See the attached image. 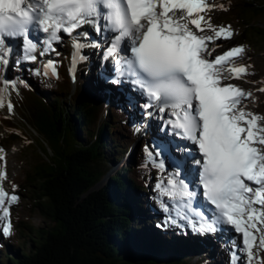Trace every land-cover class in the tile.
Instances as JSON below:
<instances>
[{
    "label": "snow or ice",
    "instance_id": "1",
    "mask_svg": "<svg viewBox=\"0 0 264 264\" xmlns=\"http://www.w3.org/2000/svg\"><path fill=\"white\" fill-rule=\"evenodd\" d=\"M217 7L227 10L209 0H0V71L36 61L41 43L44 55L65 34L74 40L75 66L88 46L81 30L91 26L103 35L111 83L127 84L135 93L129 104L145 119L158 117L165 134L144 149L145 166L157 169L155 199L165 224L202 235L232 233L231 264H245V256L254 264V248L264 250V227H258L264 226V114L246 110L242 102L252 93L228 82L248 75V66H236L245 47L213 57L216 42L234 36L230 25L212 22ZM101 45L97 39L94 46ZM50 72L58 75L52 61L43 74ZM18 86L0 79V107ZM17 201L0 184V207ZM10 230L9 223L2 234Z\"/></svg>",
    "mask_w": 264,
    "mask_h": 264
},
{
    "label": "trees",
    "instance_id": "2",
    "mask_svg": "<svg viewBox=\"0 0 264 264\" xmlns=\"http://www.w3.org/2000/svg\"><path fill=\"white\" fill-rule=\"evenodd\" d=\"M234 3L229 1L231 20L243 29V42L264 45V0ZM62 61L58 78L42 83L37 82L40 74L21 67L26 80L16 88L20 118L0 110V127L6 131L0 144L11 148L27 140L45 155L24 179H9L8 186L11 192L27 190L34 207L50 219L35 229L26 218H15V233L23 242L16 253L10 240L5 243L0 264H217L224 246H218L215 258L211 246L190 245L183 238L178 247L171 246L174 234L164 238L148 230L147 219L141 217L149 203L154 204L153 187L147 183L153 167L145 166L146 142L112 175L105 167L121 161L138 142L134 109L112 107V96L93 82L85 63L73 85L68 76L71 65ZM138 216L143 227L132 224Z\"/></svg>",
    "mask_w": 264,
    "mask_h": 264
},
{
    "label": "rangeland",
    "instance_id": "3",
    "mask_svg": "<svg viewBox=\"0 0 264 264\" xmlns=\"http://www.w3.org/2000/svg\"><path fill=\"white\" fill-rule=\"evenodd\" d=\"M229 1L231 0H209L210 3H214L216 5H224L225 9L223 10L220 8H214L209 15L212 17V22L215 25H230L231 29L234 32V36L232 37L231 40L229 41H224V40H218L216 43L219 45V47H215V50L213 52V57L215 55L222 54L224 51L229 50L232 47L235 46H240L243 45L245 47V52L243 53L242 57H240L237 61V65H245L248 66V75L244 76L241 79H230L228 82L233 83L244 89L245 91H250L252 93L251 97H248L245 99L242 103L245 107L246 110L252 111L258 114H264V91H259V89L264 88V45H261V43L255 41V44L253 42H248L245 41L243 42L242 38L244 35L243 29H240L238 25H236L232 20H231V15H230V10H229ZM236 4L238 0H234ZM241 4H244L245 2H254V0H239ZM264 21V19H262ZM194 27V26H193ZM67 42V43H66ZM72 44L70 43L69 39L63 40L61 43H58L55 45L54 50L51 51V55L54 52L56 57L58 58V63L61 64V60L66 59L65 61L69 64L72 65V63L69 60L70 54L72 52ZM69 55V56H68ZM60 57V58H59ZM66 57V58H65ZM43 58L37 59L35 64L30 65V68L34 71L35 69H40V77H39V82H43L46 78H49L50 81H55L58 77H55V75H47L45 76L44 73V61H42ZM111 64V61H109ZM90 62L88 67H90ZM18 65H15L13 63L12 68L10 71L12 73H9L10 79L9 81H17L20 82L23 80L24 74L20 73V76L16 75L17 67ZM59 66V65H58ZM77 66V63H76ZM91 69V67H90ZM43 70V71H42ZM89 70V68H88ZM14 71V73H13ZM70 71V72H69ZM68 71V75L70 76L73 85L76 82V78L74 77V68L72 66L70 67ZM78 71V70H77ZM35 72V71H34ZM27 76V75H26ZM50 76V77H49ZM12 77V79H11ZM4 74L3 71H0V79H3ZM14 79V80H13ZM25 79V78H24ZM26 80V79H25ZM38 82V81H37ZM16 88H10L7 97L5 98L4 101V106L3 108L5 109L6 113L11 115V116H16L17 118H20V112L18 113L16 110L15 105L17 106L18 104V99L16 96ZM12 93V94H11ZM54 94V93H53ZM9 98V100L7 99ZM67 100L65 97L64 100ZM127 99V98H126ZM10 101L11 104L13 105L12 110H9L7 102ZM116 101V102H115ZM125 100V98L118 99L116 97L113 98L111 105H123L126 106L128 105V102ZM7 109V110H6ZM1 110V107H0ZM19 111V110H18ZM143 116V114H141ZM6 135V131L4 128L0 127V142H3L4 136ZM138 140L140 141V144L145 143V137L141 135V133H136ZM111 134H109V137ZM134 144L131 146L133 147ZM139 152V148H138ZM137 152V154H138ZM131 149L128 151L126 155L121 159V161H117L115 165H111V162L106 163V168L109 169V175H112L116 170L119 168V164H121L125 158L131 159L132 155ZM130 154V156H129ZM111 155V153H109ZM43 157H45L44 153L42 150L34 144L33 146L30 145V143L27 140H18L16 141L12 147H6L3 144H0V172L5 173V178L0 181V184L4 187V189L11 194H15L18 196V201L10 204V207L7 205V203L3 206L4 208H10L8 209L9 215L5 219L3 216V211H2V216H0V234H1V239H0V252H3V247L5 246L4 244L9 242H12L11 245L13 246V252L16 253L19 251L21 248L20 245H22L23 242V237L19 239L17 237V234L15 233V225H16V219L17 217H23L26 218L29 223L35 228L39 229L42 227H45L48 225L50 222V219H48L47 216L43 214V212L39 209L34 207L33 199L29 198L27 195L28 192L23 188V191L21 193L15 192V189H12L11 192V187L8 186V180L10 181H18L19 179H24L27 176V171L34 165L36 164L39 160H41ZM127 160V161H128ZM131 162L129 160L125 165H128ZM121 167V166H120ZM155 169V168H153ZM153 176L149 179H147V183L153 187L154 189L152 190V193L155 194V179L157 178V174L155 171H153ZM15 190V191H14ZM147 192V191H146ZM153 197L151 200L154 198L155 195H152ZM145 196H142L144 198ZM155 200V198H154ZM134 207H137L138 204L133 203ZM142 211V210H141ZM132 224H140L141 222L143 223L142 219H139V216L137 218L133 217ZM158 220V219H157ZM151 221V222H149ZM144 222L149 228H155L161 236L164 238H171L172 236V231H170L169 227H166L165 225L160 226L158 223H154V218H150L148 215L147 220ZM11 224V230H10V235L9 236H4L2 234V228L4 226H7L8 224ZM258 227H264L261 225H258ZM174 231V230H173ZM255 233V230H253ZM164 232V233H163ZM257 237L259 236V233H256ZM150 240L153 241L150 237H148ZM190 239L189 241H191ZM258 244L259 240L257 239L256 241ZM26 249H30L26 248ZM256 248H254V251ZM258 250V249H257ZM211 250H209L210 252ZM224 251H226L224 247ZM259 252L257 253V256L255 257L256 259V264H262V261L264 260V250H258ZM202 256V255H200ZM261 257V258H260ZM3 258V257H2ZM3 259H7L6 257ZM244 261L246 263V256L244 258ZM264 262V261H263ZM228 263L231 264L230 259L228 260ZM217 264H225L223 263V260H220Z\"/></svg>",
    "mask_w": 264,
    "mask_h": 264
},
{
    "label": "bare ground",
    "instance_id": "4",
    "mask_svg": "<svg viewBox=\"0 0 264 264\" xmlns=\"http://www.w3.org/2000/svg\"><path fill=\"white\" fill-rule=\"evenodd\" d=\"M90 30H91V35L88 37V38H86V39H84L83 40V42L84 43H86L88 46L87 47H85L83 50H82V54H83V56L86 58V57H89L90 56V54L88 53V50L89 49H92V52H91V55H93V56H91V57H89V61H92V60H96V61H98L99 60V58H100V56L102 55V49L100 50L99 49V47H96V46H94L95 45V41H96V38L97 39H100V37H101V35L98 37L97 36V34H96V32L92 29V27L90 28ZM101 40H105L104 38H101ZM67 43V42H66ZM107 47V46H106ZM51 52V51H50ZM54 53V52H53ZM45 57L46 58H51V56H50V53L48 52V51H46L45 52ZM57 55V54H56ZM69 56V55H68ZM60 58V57H59ZM66 58V57H65ZM37 59H39V57L37 56ZM36 59V60H37ZM63 60H66V59H63ZM62 61V60H61ZM63 62V61H62ZM65 62V61H64ZM14 63V62H13ZM13 63H11L8 67H7V71L6 72H4L3 71V74H4V77H6V78H8V79H10V77H9V73L11 72L12 73V71H10L11 70V68H12V65H13ZM16 65V64H15ZM55 69H56V72H59V66H58V58H57V60H56V62H55ZM79 66H80V64H79ZM79 66H76V64H75V68H76V70L77 69H79L78 67ZM84 66V65H83ZM87 66V69L89 68V70H91V69H94V70H96L97 68H98V65L95 63V64H90V67H91V69H90V67H88V65H86ZM44 67V66H43ZM102 67H104V70L107 72V73H109L110 72V69H111V64H110V62L109 61H107V62H105V60H104V58H103V62H102ZM39 69V68H38ZM12 70H13V68H12ZM74 71V77H78L77 76V71ZM43 71V70H42ZM70 72V71H69ZM89 72V71H88ZM13 73H14V71H13ZM77 73V74H76ZM87 73V72H86ZM23 74V73H22ZM112 71L109 73V76L112 78ZM80 75V74H79ZM19 76V75H18ZM35 76H37V75H35ZM69 76V75H68ZM50 77V76H49ZM90 77V76H89ZM11 79H12V77H11ZM14 80V79H13ZM36 80V79H35ZM78 81V80H77ZM36 82V81H35ZM39 82V81H38ZM92 82V81H91ZM25 83V82H24ZM33 83V82H32ZM42 83V82H41ZM95 83V82H94ZM105 83L106 84H108V82H107V80L105 81ZM37 84V83H36ZM19 90V89H18ZM106 90V89H105ZM100 91V90H99ZM107 91V90H106ZM108 92V91H107ZM106 92V93H107ZM104 93V92H103ZM12 94V93H11ZM111 95H113L114 97H117L118 99H121V98H125L124 96H127V94H125V93H119L117 90H115V91H111ZM107 96V95H106ZM8 99V98H7ZM116 102V101H115ZM117 106V105H116ZM113 107V106H112ZM127 107L128 108H130L131 106H130V104H128L127 105ZM7 110V109H6ZM128 110V109H127ZM107 111V110H106ZM129 113V112H128ZM132 114V113H131ZM134 119V118H133ZM150 129H151V133H153V134H157V133H160L161 131H160V122H159V120H157V121H155V122H152V120H150V119H143L142 120V122H141V131H140V133H141V135L142 136H144V135H146L149 131H150ZM135 132V131H134ZM144 147V146H143ZM138 151V150H137ZM142 151V150H141ZM131 154V153H130ZM130 154H129V156H130ZM134 154V152H132V155ZM120 167V166H119ZM119 170V169H118ZM154 177V176H153ZM157 195H158V193H156L155 194V198L157 197ZM163 199H165V197H163ZM152 215H153V217L154 218H156V219H158V220H161L162 219V217L163 216H165L166 214L162 211V209L159 207V205L157 204V202H156V199H155V201H154V206H153V210H152ZM150 222V221H149ZM164 233V232H163ZM256 234V233H255ZM231 235H232V233H231ZM231 235H229L228 236V238H227V240H228V244L230 245L231 244V240L232 239H235L236 237L235 236H231ZM166 238V237H165ZM227 242L225 241V244H226ZM257 243V242H256ZM169 245H172V244H169ZM231 250H232V247H230L229 249H227L226 250V253L224 254V258H223V261H224V263L225 264H229L228 263V260L230 259V255H231ZM259 251L256 249L255 251H254V253H255V255H254V264H256V259H255V257L257 256V253H258ZM261 258V257H260ZM264 261V260H263ZM262 261V262H263ZM246 264V263H245Z\"/></svg>",
    "mask_w": 264,
    "mask_h": 264
},
{
    "label": "water",
    "instance_id": "5",
    "mask_svg": "<svg viewBox=\"0 0 264 264\" xmlns=\"http://www.w3.org/2000/svg\"><path fill=\"white\" fill-rule=\"evenodd\" d=\"M140 146V141L136 143V148Z\"/></svg>",
    "mask_w": 264,
    "mask_h": 264
}]
</instances>
